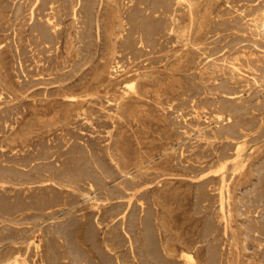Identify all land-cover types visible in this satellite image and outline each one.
Wrapping results in <instances>:
<instances>
[{
	"label": "rangeland",
	"instance_id": "1",
	"mask_svg": "<svg viewBox=\"0 0 264 264\" xmlns=\"http://www.w3.org/2000/svg\"><path fill=\"white\" fill-rule=\"evenodd\" d=\"M175 1L0 0V264H264V0Z\"/></svg>",
	"mask_w": 264,
	"mask_h": 264
},
{
	"label": "bare ground",
	"instance_id": "2",
	"mask_svg": "<svg viewBox=\"0 0 264 264\" xmlns=\"http://www.w3.org/2000/svg\"><path fill=\"white\" fill-rule=\"evenodd\" d=\"M158 1H159V0H158ZM179 1H180V0H179ZM183 1H184V0H183ZM49 2H51V1H49ZM152 2H153V1H152ZM165 2H166V1H165ZM169 2H170V1H169ZM176 2H177V0H176L174 3H176ZM181 2H182V1H181ZM52 3H53V2H52ZM157 3H158V2H157ZM157 3H155V6H156ZM159 4H160V2H159ZM166 5H167V4H166ZM169 5H170V4H169ZM172 5H173V4H172ZM180 5H181V4H180ZM188 5H189V4H188ZM92 6H93V5H92ZM158 6H159V5H158ZM158 6H157V7H158ZM160 6H161V4H160ZM174 6H175V4H174ZM174 6H173V7H174ZM157 7H154V6H153V8H157ZM159 8H160V7H159ZM169 8H170V7H169ZM171 8H172V6H171ZM175 8H176V7H175ZM163 9L165 10V8H163ZM173 9H174V8H172V11H173ZM75 10H76V9H75ZM154 10H155V9H154ZM159 10H160V9H159ZM165 11H166V10H165ZM168 11H169V9H168ZM170 11H171V10H170ZM76 12H77V11H76ZM164 13H165V12H164ZM169 13H170V12H169ZM190 13H191V12H190ZM190 13H189V14H190ZM167 14H168V13H167ZM168 15H169V14H168ZM138 17H139V16H138ZM176 18H177V17H176ZM133 19H134V18H133ZM140 20H141V19H140ZM144 20H145V19H144ZM144 20H143V21H144ZM141 21H142V20H141ZM171 21H172V20H171ZM152 22H153V21H152ZM191 22H192V21H191ZM137 23H138V21H137ZM137 23H136V24H137ZM144 23H145V22H144ZM146 23H147V22H146ZM153 23H154V22H153ZM139 24H140V25H143V24H141V23H139ZM147 24H149V23H147ZM155 24H156V23H154V25H155ZM166 24H167V23H166ZM166 24H164V25H166ZM190 24H191V23H190ZM140 25H139V26H140ZM152 25H153V24H152ZM157 25H158V24H157ZM145 26H146V25H145ZM159 26H160V25H159ZM166 26H167V25H166ZM172 26H173V24H172ZM53 27H54V26H53ZM148 27H149V26H148ZM164 27H165V26H164ZM139 28H141V27H139ZM143 28H145V27H143ZM152 28H154V26H152ZM160 28H161V27H160ZM170 28H172V27H170ZM148 29H149V28H148ZM150 30H152V29H150ZM170 30H171V29H170ZM136 31H137V29H136ZM139 31H140V30H139ZM143 31H145V30H143ZM140 33H141V32H140ZM142 33H143V32H142ZM148 35H149V34H148ZM142 36H143V34H142ZM140 44H141V43H140ZM233 69H234V68H233ZM136 72H137V71H136ZM126 85H127V84H126ZM67 96H68V95H67ZM0 98H1V97H0ZM228 108H229V107H228ZM226 109H227V108H226ZM226 109H225V110H226ZM225 110H224V111H225ZM226 111H227V110H226ZM228 111H229V110H228ZM225 113H226V112H225ZM207 116H208V115H207ZM223 116H224L223 114H220V115H219V117H222V118H223ZM220 119H221V118H220ZM226 119H227V118H226ZM230 121H231V120H230ZM90 122H91V121H90ZM228 124H229V123H228ZM11 125H12V124H11ZM230 125H231V124H230ZM224 126H225V125H224ZM237 126H238V124H237ZM231 128H232V127H231ZM231 128H230V129H231ZM225 129H226V128H225ZM226 130H227V129H226ZM237 130H238V129H237ZM234 131H235V130H234ZM240 131H241V130H240ZM227 132H228V130H227ZM227 132H226V133H227ZM232 133H233V132H232ZM242 133H244V132H242ZM230 134H231V133H230ZM233 134H234V133H233ZM244 142H245V141H244ZM238 144H239V143H238ZM235 145H236V143H235ZM241 145H242V144L240 143L239 146H241ZM26 146H27V145H26ZM239 146H238V147H239ZM22 148H23V147H22ZM234 148H236V147H234ZM240 148H241V147H240ZM240 148H239V149H240ZM236 149H237V148H236ZM239 149H238V150H239ZM236 151H237V150H236ZM89 153H90V152H89ZM237 153H238V152H237ZM235 154H236V153H235ZM74 156H75V155H74ZM75 157H76V156H75ZM235 157H237V156L235 155ZM44 158H45V157H44ZM70 158H71V157H70ZM238 158H239V156H238ZM71 159H73V158H71ZM76 159H77V158H76ZM76 159H75V161H77ZM32 160H33V159H32ZM73 161H74V160H73ZM71 162H72V161H71ZM74 163H75V162H74ZM74 163H73V164H74ZM77 163H78V161H77ZM226 163H227V162H226ZM226 163H223V164L226 165ZM78 164H79V163H78ZM71 165H72V164H71ZM104 165H105V164H104ZM121 165H122V164H121ZM66 166H67V165H66ZM77 166H79V165H77ZM2 167H3V166H2ZM4 167H5V166H4ZM99 167H100V165H99ZM104 167H105V166H104ZM222 167H223V166H222ZM222 167H221V168H222ZM61 168H62V167H61ZM61 168H60V169H61ZM65 168H68V167H65ZM72 168H74V167H72ZM76 168H77V167H76ZM76 168H75V169H76ZM3 169H4V168H3ZM9 169H10V168H9ZM53 169H54V168H53ZM80 169H81V168H80ZM102 169H104V168H102ZM1 170H2V169H1ZM4 170H5V169H4ZM44 170H46V169H44ZM67 170H68V169H67ZM73 170H74V169H73ZM78 170H79V168H78ZM106 170L108 171V169H106ZM8 171H9V170H8ZM50 171H51V170H50ZM54 171H55V170H54ZM60 171H62V170H60ZM63 171H64V170H63ZM75 171H76V170H75ZM104 171H105V170H104ZM109 171H110V170H109ZM1 172H2V171H1ZM10 172H11V171H10ZM38 172H39V171H38ZM43 172H44V171H43ZM69 172H70V170H69ZM77 172H78V171H77ZM6 173H7V172H5V174H6ZM39 173H40V172H39ZM58 173H59V172H58ZM79 173H80V172H79ZM85 173H87V172H85ZM104 173H105V172H104ZM0 174H1V173H0ZM11 174H13V173L11 172ZM76 174H78V173H76ZM87 174H88V173H87ZM109 174H110V172H109ZM109 174H108V175H109ZM2 175H4V173H2ZM2 175H1V176H2ZM37 175H38V174H37ZM54 175H55V174H54ZM66 175H68V174L66 173ZM70 175H71V174H70ZM78 175H79V174H78ZM80 175H81V174H80ZM80 175H79V176H80ZM105 175H106V174H105ZM224 175H226V174H224ZM5 176H6V175H5ZM9 176H10V175H9ZM12 176H13V175H12ZM40 176H41V175H40ZM56 176H57V175H56ZM62 176H63V174H62ZM62 176H61V177H62ZM74 176H75V175H74ZM79 176H78V177H79ZM86 176H87V175H86ZM227 176H228V175H227ZM3 177H4V176H3ZM36 177H37V176H36ZM59 177H60V176H59ZM61 177H60V178H61ZM65 177H66V176H65ZM67 177H68V176H67ZM106 177H107V176H106ZM220 177H221V176H220ZM8 178L10 179V177H8ZM70 178H71V177H70ZM74 178H76V177H74ZM89 178H90V177H89ZM1 179H4V178L1 177ZM62 179H63V178H62ZM71 179H72V178H71ZM92 179H93V178H92ZM92 179H91V180H92ZM223 179H225V178L223 177ZM63 180H65V179H63ZM72 180H73V179H72ZM9 181H10V180H9ZM74 181H75V179H74ZM74 181H73V182H74ZM76 181L78 182V180H76ZM87 181H88V180H87ZM57 182H58V181H57ZM93 182H95V181H93ZM263 182H264V181H263ZM19 183L21 184V182H19ZM61 183H62V182H61ZM68 183H69V182H68ZM78 183L80 184V182H78ZM22 184H23V183H22ZM22 184H21V185H22ZM42 184H43V183H42ZM42 184H41V185H42ZM51 184H52V183H51ZM53 184H54V183H53ZM0 185H1V184H0ZM63 185H64V184H63ZM261 185H262V184H261ZM56 186H57V185H56ZM80 186H81V185H80ZM27 187H28V186H27ZM42 187H44V186H42ZM54 187H55V185H54ZM227 187H228V186H227ZM16 188H17V187H16ZM203 188H204V187H203ZM224 188H225V187H224ZM224 188L222 187V189H224ZM263 188H264V186H263ZM53 189H54V188H53ZM91 189H92V188H91ZM106 189H107V188H106ZM2 190H3V187H2ZM4 190H5V189H4ZM18 190H19V189H18ZM45 190H46V188H45ZM108 190H109V189H108ZM202 190H203V189H202ZM256 190H257V189H256ZM25 191H26V190H25ZM43 191H44V189H43ZM46 191H47V190H46ZM50 191H51V190H50ZM110 191H111V190H110ZM221 191H222V190H221ZM223 191H224V190H223ZM225 191H226V190H225ZM258 191H259V190H258ZM48 192H49V191H47V193H48ZM92 192H93V191H92ZM260 192H261V191H260ZM262 192H264V191L262 190ZM26 193H27V191H26ZM45 193H46V192H45ZM73 193H74V192H73ZM198 193H199V192H198ZM200 193L202 194V192H200ZM49 194H50V193H49ZM57 194H58V193H57ZM66 194H67V193H66ZM201 194H200V195H201ZM219 194H220V192H219ZM219 194H217V195H219ZM254 194H255V193H254ZM262 194H263V193H262ZM37 195L39 196V194H37ZM37 195H36V196H37ZM45 195H46V194H45ZM45 195L43 194V196H45ZM55 195H56V194H55ZM55 195H51V196H48V197H44V198H41V199H39V200L37 199L38 201L35 200V201L31 202V203H32V204H36V203H38V204L42 205L43 207H44V206H47L46 204H49V207H50V206H52V205H50V204H53V203H55V202H57V201L59 200V199L57 198V196H55ZM202 195H203V194H202ZM221 195H222V194H221ZM227 195H228V193H227ZM259 195H260V194H259ZM259 195H258V197H259ZM112 196H113V195H111V197H112ZM198 196H199V195H198ZM206 196H207V195H206ZM206 196H205V197H206ZM255 196H256V195H255ZM18 197H19V196H18ZM39 197H40V196H39ZM59 197H60V196H59ZM199 197H200V196H199ZM5 198H6V197H5ZM19 198H20V197H19ZM22 198H23V197H22ZM33 198H34V197H33ZM207 198H208V197H207ZM34 199H35V198H34ZM61 199H62V198H61ZM256 199H257V198H256ZM2 200H3V199H2ZM24 200H25V199H24ZM29 200H30V199H29ZM205 200H206V199H205ZM250 200H251V199H250ZM252 200H253V199H252ZM261 200H264V199L261 198ZM261 200H260V201H261ZM31 201H32V200H31ZM201 201H203V200H201ZM224 201H225V200H224ZM8 202H9V201H6V202L3 201V202H2V205H4L3 207H6L7 204H9ZM15 202H16V201H15ZM19 202H20V200H19ZM21 202H22V201H21ZM21 202H20V203H21ZM29 202H30V201H28V203H29ZM59 202H60V201H59ZM226 202H227V201H226ZM253 202H254V201H253ZM13 203H14V202H13ZM141 203H142V202H141ZM144 203H145V202H144ZM259 203H260V202H259ZM259 203H258V204H259ZM262 203H263V202H262ZM14 204H15V203H14ZM17 204H18V201H17ZM222 204H223V203H222ZM254 204L256 205L255 202H254ZM263 204H264V203H263ZM15 205H16V204H15ZM260 205H261V204H260ZM8 206H9V207H12L10 204H9ZM16 206H17V205H16ZM26 206H27V205H26ZM96 206H97V205H96ZM141 206H142V205H141ZM226 206H227V205H226ZM257 206H258V205H257ZM23 207H24V206H23ZM154 207H155V206H154ZM227 207H228V206H227ZM254 207H256V206H254ZM12 208H13V207H12ZM15 208H16V207H15ZM45 208H46V207H45ZM1 209H2V208H1ZM16 209H17V208H16ZM20 209H21V207H20ZM140 209H141V208H140ZM145 209H146V208H145ZM226 209H227V208H226ZM256 209H257V208H256ZM13 210H14V209H13ZM143 210H144V209H143ZM152 210H153V209H152ZM260 210H261V209H260ZM7 211H8V210H7ZM107 211H108V210H107ZM109 211H110V210H109ZM124 211H125V210H124ZM144 211H145V210H144ZM220 211H221V209H220ZM224 211H225V210H224ZM112 212L115 213V211H112ZM118 212H119V211H118ZM125 212H126V211H125ZM141 212H142V211H141ZM155 212H156V211H155ZM101 213H102V212H101L100 209L97 210V211H95V212H93V214L90 213V215H89L90 218H89V219H86V218H84V215H81V216H79V217L81 218V222H80L78 219H77V220L75 219V220H72V223H70V224H71V226H82L81 228H82V229L85 228L84 230L86 231L87 236H90V237L93 238V237L95 236V232H94V228H93V226H104L103 224L108 222V221L106 222V221L104 220V218H103V216H102ZM104 213H105V212H104ZM104 213H103V214H104ZM107 213H109V212H107ZM152 213H153V211H152ZM152 213H151V214H152ZM221 213H222V212H221ZM221 213H220V214H221ZM226 213H227V211H226ZM109 214H111V213H109ZM117 214H119V213H117ZM122 214H123V211H122ZM126 214H127V213H126ZM126 214H123V215L126 216ZM153 214H156V213H153ZM104 215H106V214H104ZM120 215H121V214H120ZM141 215H142V214H141ZM226 215H227V214H226ZM118 216H119V215H118ZM147 216H148V215L146 214L145 217L147 218ZM120 217H121V216H120ZM120 217H119V220H120ZM122 217H123V216H122ZM142 217H144V216H142ZM154 217H155V216H154ZM116 218H117V217H116ZM124 218H125V217H124ZM126 218H127V217H126ZM146 218H145V219H146ZM148 218H152V216H150V217L148 216ZM257 218H258V217H257ZM114 219H115V218H114ZM114 219H113V221H114ZM117 219H118V218H117ZM117 219H115V220H117ZM121 219H122V218H121ZM140 219H141V218H140ZM143 219H144V218H143ZM208 219H209V218H208ZM227 219H228V218H227ZM254 219H255V218H254ZM119 220H118V221H119ZM148 220H149V219H148ZM155 220H156V219H155ZM160 220H161V219H160ZM210 220H211V219H210ZM255 220H256V219H255ZM109 221H110V220H109ZM120 221H121V220H120ZM213 221H214V220H213ZM215 221H216V220H215ZM116 222H117V221H116ZM125 222H126V221H125ZM141 222H144V221H141ZM146 222H147V221H146ZM209 222H212V221H209ZM225 222H226V221H225ZM225 222H224V223H225ZM118 223H119V222H118ZM207 223H208V222H207ZM213 223H214V222H213ZM146 224L148 225V223H146ZM152 224H153V223H152ZM152 224H151V226H152ZM161 224H162V223H161ZM205 224H206V223H205ZM255 224H256V223H255ZM147 225H146V226H147ZM214 225H215V223H214ZM214 225H213V226H214ZM253 225H254V224H253ZM257 225H258V224H257ZM148 226H149V225H148ZM205 226H206V225H205ZM227 226H228V225H227ZM123 227H124V226H123ZM155 227H156V226H155ZM206 227H207V226H206ZM248 227H250V226H248ZM252 227H253V226H252ZM259 227H261V226H259ZM262 227H263V226H262ZM125 228H126V227H125ZM125 228H123V229H125ZM153 228H154V227H153ZM153 228H151V229H153ZM213 228H214V227H213ZM213 228H212V229H213ZM215 228H217V227H215ZM255 228H257L256 225H255ZM209 229H211V227H210ZM209 229H208V230H209ZM212 229H211V231H212ZM123 231H124V230H123ZM149 231H151V230H149ZM155 231H156V230H155ZM206 231H207V230H206ZM227 231H228V230H227ZM263 231H264V229H263ZM124 232H125V231H124ZM126 232H127V230H126ZM212 232H213V231H212ZM212 232H211V233H212ZM128 233H129V232H128ZM153 233H154V230H153V232H152L151 235H154ZM228 233H229V231L227 232V234H228ZM256 233H257V232H256ZM261 233H262V230H261ZM206 234H209V233L207 232ZM206 234H205V235H206ZM212 234H213V233H212ZM59 235H60V234H59ZM151 235H150V236H151ZM155 235H156V233H155ZM130 236H131V235H129V237H130ZM146 236H147V234H146ZM257 236H258V235H257ZM261 236H263V235H261ZM126 237L128 238V236H126ZM148 237H149V236H147V238H148ZM151 237H154V236H151ZM151 237H150V239L152 240ZM108 238H109V237H108ZM131 238H132V237H131ZM147 238H146V240H147ZM154 238H157V236L154 237ZM166 238H167V237H166ZM166 238H165V239H166ZM206 238H207V237H206ZM258 238H259V237H258ZM148 239H149V238H148ZM157 239H158V238H157ZM179 239H180V238H179ZM121 241H122V240H121ZM148 241H149V240H148ZM157 241H158V240H157ZM103 242H104V240H103ZM160 242H161V241H160ZM259 242H260V241H259ZM120 243H121V242H120ZM129 243H131V241H130ZM132 243H133V242H132ZM156 243H158V242H156ZM166 243H167V242H166ZM243 243H244V242H243ZM262 243H264V242H262ZM143 244H144V243H143ZM149 244H150V243H149ZM160 244H161V243H160ZM164 244H165V243H164ZM177 244H178V243H177ZM129 245H130V244H129ZM133 245H134V244H133ZM152 245H154V243H152ZM179 245H180V244H179ZM145 246H146V245H145ZM155 246H156L155 248H157L158 245H155ZM173 246H174V245H173ZM181 246H182V245H181ZM216 246L218 247V245H216ZM260 246H262V245H260ZM103 247H105V249H106L107 251H108V250H109V251H112V250H113L108 240H106V241L103 243ZM133 247H134V246H133ZM150 247H151V244H150ZM153 247H154V246H153ZM183 247H184V246H183ZM217 247H216V248H217ZM37 248H39L38 245H37ZM131 248H132V247H131ZM148 248H149V247H148ZM186 248H187V247H186ZM193 248H195V247H193ZM193 248H192V249H193ZM211 249H212V248H211ZM213 249H214V247H213ZM133 250H135V249H133ZM147 250H148V249H147ZM155 250H157V249H155ZM186 250H187V249H186ZM263 250H264V249H263ZM38 251H39V250H38ZM153 251H154V250H152L151 252L153 253ZM158 251H159V250H158ZM211 251H212V250H211ZM214 251H217V250H216V249L213 250V252H212L213 254L216 253V252L214 253ZM261 251H262V250H261ZM18 252H19V251H18ZM133 252H134V251H133ZM218 252H219V251H218ZM262 252H263V251H262ZM37 253H38V252H37ZM159 253H160V252H159ZM168 253H170V252H168ZM134 254H135V253H134ZM153 254H154V253H153ZM155 254H157V252H155ZM173 254H174V253H173ZM175 254H176V253H175ZM210 254H211V253H210ZM15 255H16V254H15ZM182 255H183V259H184L188 264H189V263L191 262V260L193 259V258H192V255H190V254H189L188 252H186V251H184ZM215 255H216V254H215ZM215 255H214V256H215ZM39 256H40V255H39ZM155 256H156V255H155ZM155 256H154V257H155ZM160 256H162V255H160ZM218 256H219V255H218ZM19 257H20V256H19ZM135 257H136V256H135ZM151 257H152V254H151ZM154 257H152V259H153ZM164 257H165V256H164ZM164 257H162V258H164ZM167 257H168V256H167ZM155 258H156V257H155ZM159 258H160V257H159ZM162 258H161V260H162ZM213 258H214V257H213ZM216 258H217V256H216ZM216 258H215V259H216ZM218 258H219V257H218ZM218 258H217V260H218ZM40 259H41V257H40ZM105 259H106V258H105ZM156 259H157V258H156ZM165 259H166V258H165ZM167 259H169V258H167ZM171 259H172V257H171ZM259 259H260V258H259ZM259 259H258V260H259ZM26 260H27V259H26ZM103 260H104V257H103ZM193 260H194V259H193ZM213 260H214V259H213ZM73 261H74L76 264H86V262H85L83 259H82V260H80V259H75V260H73ZM107 261H109V260H107ZM159 261H160V259H158V261H155V262H159ZM166 261H167V260H166ZM166 261L163 260V262H165V263H166ZM169 261H172V262H173V260H169ZM185 261H184V262H185ZM250 261H251V260H250ZM27 262H28V261H27ZM102 262H103V261H102ZM117 262H118V260H117ZM163 262H162V263H163ZM167 262H168V261H167ZM216 262H217V261H216ZM107 263H108V262H107ZM153 263H154V262H153ZM168 263H169V262H168ZM168 263H167V264H168ZM187 263H186V264H187ZM10 264H22V263L19 261V259H14L13 261H11ZM28 264H29V262H28ZM43 264H44V263H43ZM151 264H152V263H151ZM158 264H159V263H158ZM172 264H173V263H172ZM174 264H176V263L174 262ZM177 264H178V263H177ZM179 264H180V263H179ZM190 264H191V263H190ZM253 264H254V263H253ZM255 264H257V263H255Z\"/></svg>",
	"mask_w": 264,
	"mask_h": 264
}]
</instances>
